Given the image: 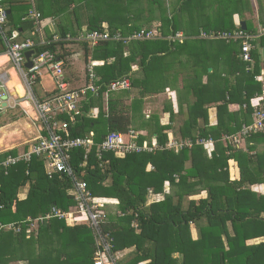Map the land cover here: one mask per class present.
I'll return each instance as SVG.
<instances>
[{"label": "trees", "instance_id": "obj_1", "mask_svg": "<svg viewBox=\"0 0 264 264\" xmlns=\"http://www.w3.org/2000/svg\"><path fill=\"white\" fill-rule=\"evenodd\" d=\"M85 1L9 0L7 12L8 22L16 21L15 10L22 5L25 12L31 9L39 13L38 19L32 18L31 10L27 14L28 18L31 16L27 29H34L35 35L21 37L44 39L47 43L39 45V52L52 50L69 63L74 49L63 52L62 48L79 45L86 61L97 62L95 71L100 83L131 78V87L139 90V97L131 99L130 89L112 92L108 99L104 94L89 95L83 103L88 114L69 127L72 137L90 136L94 132L93 138L99 143L108 133H126L136 128V119L145 118L138 113L144 96L166 91V87L149 85L154 82L151 78L159 76L164 80L168 76L164 74L166 66L173 62L170 56L179 48L187 47L188 42L180 46L161 38L129 42L103 40L91 45L86 41L63 40L68 35L75 37L84 32L80 12ZM106 2L108 10L111 5L124 7L112 13L118 21L109 20L111 34L120 28L122 34L131 32L133 27L124 22L126 0ZM57 17L60 21L56 24L51 21L50 29L45 20ZM68 17H71L69 21ZM8 22L4 26L11 36L18 29H11ZM86 22L88 31L104 30V18L90 17ZM164 26L162 32L166 36ZM246 26V29L242 26L235 29L233 25L231 28L258 34L256 26L249 23ZM55 34L61 38L57 39ZM263 40L264 36L250 40L255 45L252 62H244L239 53L231 57L228 63L234 71L227 72L237 76L224 90L211 88L201 81L184 86L196 98L193 103L189 99L188 110L182 108L180 113L184 116L176 117L170 110L171 120H183L180 128L176 129L175 121L167 126L156 124L155 141L159 148L155 151L126 155L104 152L102 158L98 157L97 147L89 152L86 148L72 151L70 162L76 176L87 181L94 196L100 201L102 198L118 200L117 214L112 212L106 218L101 231L112 254H121L119 264L147 260L145 264H264V192L254 188L264 184V128L243 134L240 144L224 140L225 135H238L244 125H251L255 120L253 100L264 95L259 53ZM1 50L6 51V44L0 33ZM137 57H141V76H134L132 72L131 63ZM216 66L215 63L203 65V71L208 73L209 67ZM210 74L214 75L215 70ZM193 75L197 80L200 77L198 70ZM193 77L191 81L195 80ZM179 96L182 107L186 97ZM232 103H239V110H231ZM210 107L216 109L214 120L210 117ZM258 108H264V99ZM91 109L96 112L94 116L89 115ZM139 135L138 142L143 143L147 136ZM171 138L184 146L169 147ZM188 142L193 146L188 147ZM28 148L29 144L23 150ZM19 151L13 147L1 152L0 161L11 154L18 156ZM166 184L171 190H165ZM73 187L72 178L60 172L50 175L46 160L35 155L30 161L21 160L9 167L0 165V264H94L102 245L86 220L71 225L65 217L44 218L53 208L70 211L74 205ZM24 188L27 192L22 197ZM149 193H164V198L148 204ZM29 218L37 221L36 225L31 227ZM133 221L139 230L134 228ZM8 224L14 227L6 228ZM19 227V231L15 230ZM134 246L136 249L127 258L125 253H120Z\"/></svg>", "mask_w": 264, "mask_h": 264}, {"label": "crops", "instance_id": "obj_2", "mask_svg": "<svg viewBox=\"0 0 264 264\" xmlns=\"http://www.w3.org/2000/svg\"><path fill=\"white\" fill-rule=\"evenodd\" d=\"M225 3L230 9L229 11L225 10ZM107 5L108 4L106 0H86L84 6L81 8L82 11L80 12V17L83 16L82 29L87 30L86 21L88 20V18L94 17L101 19L104 18L103 27L108 28L110 30L109 20L118 21V19L114 15H112V13H115L117 11L120 12V10H122L124 7H121V5H111L110 10H108L106 9ZM125 5H127V7L124 14H126L127 17L124 18V22H128L129 27H133L131 28L133 29L131 32H124L127 34L123 33L125 36H129L135 31L147 28L152 30L156 29L162 33V36L156 39H167L170 42H173L174 44H180V46L185 44V42H188V45L186 44L187 47L179 48L175 51V55L172 54L170 56L173 62L169 67L166 66L164 74L168 76L165 77L164 80H161L159 76L154 77V79L151 78V80H154V82L149 85H152L153 87L163 88V85H160V83L163 84L164 82H167V85L165 86L166 91L146 94L143 98V106L141 109L138 110V113L142 114L145 118L139 117L138 119H136L138 121L135 122V124L137 125H134L136 126V128H132L138 131L139 133H142L144 136H147L145 140L148 142L156 140L157 133L155 132V130L157 123L163 126H167L170 122L173 125V122L175 120L170 119L171 109L176 114V117L178 114L184 116L185 114L183 115L182 113H180L182 112V108L185 111L188 110V105L190 104L188 102L189 99L192 103L194 102L196 98L195 94L191 96L188 91L185 90L184 86H190L191 84H195L201 81V83H208L209 86H212L211 88L217 87L218 89L224 90L225 86H228L235 81L234 78L237 75H231L227 72L234 71V67H232L231 63L228 62L231 61V57L233 55L238 53L240 55L242 50H240V48L234 50V48L231 47L232 43L227 40H224L223 38L215 36L216 33L232 32L234 28L236 29L237 27L241 26V22L243 21L246 23V25L247 23H249L252 24V26H256L258 32H260L261 28L264 26V0H126ZM3 6L6 10H8V8L10 7L9 0H6L5 3H3ZM23 7L24 5L20 6V8H17L15 10V16H18V20L11 21L10 19V22H8V26L11 29L17 28L20 31L21 37L30 35L34 36V29H27L30 24V22L28 21L31 20V16H29L30 18H28L27 14L30 13L31 9H29L27 13L24 11ZM64 15L66 16L67 13H65ZM213 15H215L216 17L215 20L214 18L211 19V16ZM70 18L71 17H68V21L70 20ZM173 18H175V20ZM51 21L52 23L56 24V22L60 21V19L59 17H57L53 18L52 20H45V24L48 25L50 29L52 26ZM168 21L171 22L167 23ZM73 22H76L74 18ZM163 25H165L164 30H166V32L168 33V35L166 36L163 35L162 32ZM232 25L234 26V28H231ZM24 27H26V30L23 29ZM175 27H177V32H175L174 34L173 29L176 30ZM55 28L58 31V27L55 26ZM119 31H121V28L119 29ZM178 33L183 36L181 39H177L175 41L170 39L172 35H176ZM261 39L258 40V44L260 43ZM238 42L241 43V41ZM233 45L237 46V44ZM218 46H222V49L219 51L217 50ZM72 47H74L75 49L72 51L73 53L69 56V60H71L73 68H79L80 63H87L88 61H86V59L84 58V50H82L79 45H74ZM259 53L261 55V73L264 74V45L259 48ZM209 54H212V56H208ZM189 57H191V59L193 60H189ZM0 60V89L2 88V90L5 91L6 89L12 88L20 96H24L25 89L24 94H21L20 92H18L16 87H12L11 85L13 81V73H15L18 81L19 78L16 70L13 68L9 54L6 51L1 50ZM221 60L224 62V64L221 63ZM140 63L141 57H137V59L131 63L133 69L132 72L134 73V76H141L142 74ZM209 63H215L217 66L209 67L208 73L204 72L203 65H208ZM67 64L68 63H66V67ZM230 67L231 69H229ZM196 70H198L200 74L198 80L193 75ZM214 70V77L218 78V82L216 83L213 80L214 77H211L213 75L210 74L213 73ZM170 75L173 77L169 79ZM80 77L82 76L80 75ZM191 77H193L195 80L191 81ZM257 78L259 79V74ZM43 80L40 83L44 88ZM82 81L83 79H80L79 83L82 84ZM1 84L4 86L1 87ZM47 90H49V88H47ZM130 90H132L131 99L140 96L139 90L137 88L131 87ZM8 91L9 95L5 93L8 96V99H13V95H11L10 90ZM179 95H181L182 97H186L185 99H183L182 107L179 104L181 101ZM258 96L259 97L253 100V103H260L261 100L264 99V95ZM131 99L128 100V103L131 102ZM18 101H20V104L18 106L22 107L25 113L22 112V114L20 115L16 114L15 111L10 113L12 114L13 118L12 123L17 122L14 125L20 123L19 125L23 126L22 129L17 126L15 128L16 130L18 129L16 133H19L18 141L20 142H17V145L11 146L6 149L1 148V150H9L13 147H20V145H24L25 147L26 145H28L29 141H31L35 136L38 135L39 123L35 121L34 116H32L31 105L29 104L30 102H27L22 98H19ZM8 104H10V106L8 107H15L11 101ZM229 107L231 110H239L240 104L232 103ZM215 110V107H210L209 109L211 120H214L215 118ZM87 114L88 113L85 112L84 115ZM157 115H159V118H156ZM80 117L82 118V116ZM156 119H158L159 121L157 122ZM153 123H155V125ZM174 123L176 129H178L183 123V120L176 119ZM137 126L139 128H137ZM33 127L36 128V131L33 129ZM24 131H27L28 136H30V140H28V142H26V139L23 140L22 138V133ZM11 133L13 134L14 132L12 131ZM174 134L176 133L174 132ZM0 147H2V144ZM254 188L257 191L260 190V192H264V184L254 186ZM168 189L171 190L169 184H166L165 190L168 191ZM163 198L164 193H149L148 204L158 203ZM101 200L102 206L106 213L107 210L108 212H117V199L102 198ZM104 201L107 204H105ZM116 212L115 215L117 214ZM110 215L109 213H107L106 218H109ZM133 223L134 228L136 230H139V227L137 226L138 224L135 221H133L132 224ZM194 236L197 237L196 233H194ZM251 241L254 242L253 240ZM249 243L251 242L249 241ZM135 249L136 247L134 246L126 250L120 251V253H125V255H127V258L128 254L134 252ZM148 261L149 260L141 261L139 264H145Z\"/></svg>", "mask_w": 264, "mask_h": 264}, {"label": "built area", "instance_id": "obj_3", "mask_svg": "<svg viewBox=\"0 0 264 264\" xmlns=\"http://www.w3.org/2000/svg\"><path fill=\"white\" fill-rule=\"evenodd\" d=\"M4 1L0 0V33L6 44V52L9 54L13 68L16 70L19 81L25 89L24 96L20 97L27 102L32 101L31 104L35 114L34 119L39 123V126L38 135L28 143V150H22L18 156L9 155L4 161H0V165L9 167L21 160L30 161L31 157L35 155L46 160L50 175L55 172H60L72 178L74 187L71 193L73 195L74 205L70 207V211L65 212L58 208H53L52 212L47 213L44 218L65 217L67 221L71 218V225L80 223L81 220H86L94 229L98 243L102 245L98 251V255L95 257L94 264H119L118 260L121 259V254H117V256L112 254L110 244L106 241L101 231V224L106 220L107 213L102 208V201L97 199L90 190L87 181L79 179L76 176L75 169L70 162L72 151L79 148H86L89 152L94 147H97L98 157L102 158L104 152H113L118 155H126L134 152H153L159 148V144L156 141L148 142L145 139L143 143H139V132L134 129H130L126 133L113 131L108 133L99 143L93 138L94 132H91L90 136L72 137L69 133V127L78 121L80 116L85 114L83 103L89 99V95L98 96L99 94H104L108 99L112 92L131 89V81L128 77H125L122 80H114L108 84L100 83L99 76L95 71L97 62L91 59L86 64L81 75L83 79L82 84L75 85L65 72L66 61L64 58L59 57L52 50H44L41 52L37 50L40 44L47 43L44 39L38 40L33 37L21 38L19 30H14L11 36L7 34L4 25L8 22V12L3 6ZM31 15L35 19L39 17V13L34 10H31ZM39 31L40 35H42V29H39ZM55 36L57 39L61 38L58 34H55ZM160 36H162V33L156 29L144 28L135 31L129 36H125L120 31L112 35L108 28H104V30H84L83 33L75 37L68 35L62 39L74 42L86 41L91 45H96L103 40H122L129 42L131 40L156 39ZM215 36L227 41H238L242 39L240 57L244 62L250 63L253 61L252 50L255 48V45L250 40L264 36V26L257 35L246 34L244 31L237 29L232 32H217ZM182 37L178 33L172 35L170 39L175 41ZM29 51H33L29 58L32 62L31 67L26 66V63L29 61L26 53ZM45 74L51 75L55 88L50 90L47 96L45 95L49 90L44 96H40L35 90V86ZM3 86L1 84V87ZM1 89L0 114L10 106L8 103L11 101L8 97L7 99L4 98L5 91H1ZM19 104L20 102L17 101L13 103L14 106H18ZM258 104L259 102L253 103V107H255V120L253 124L244 125L238 135H225L224 140L229 139L234 144H240L243 134L264 128V108H258ZM94 114L93 109H91L90 115L94 116ZM200 142L203 143L205 140H200ZM187 144L188 147L193 146L192 142H188ZM168 146L181 149L184 144L171 139ZM4 151L6 150H0V153ZM29 221L31 227L36 225L37 221L32 218H29ZM13 227L14 224H8L6 226V228ZM15 230L19 231L20 227L15 228Z\"/></svg>", "mask_w": 264, "mask_h": 264}, {"label": "rangeland", "instance_id": "obj_4", "mask_svg": "<svg viewBox=\"0 0 264 264\" xmlns=\"http://www.w3.org/2000/svg\"><path fill=\"white\" fill-rule=\"evenodd\" d=\"M224 6L226 8L225 10H227V11L230 10L226 3L224 4ZM212 18H214V20H215L216 19L215 15L211 16V19ZM14 19L18 20V16H14ZM227 22H228V20H227ZM230 42L232 43V45H231L232 48H234L235 50L237 48L239 49L238 44L241 45L240 42L234 41V40H231ZM233 44H237V46L233 45ZM73 49H75V48L74 47H71L69 49H66V48L63 49L62 48V51L64 52V51L73 50ZM221 49H222V46H218L217 50L219 51ZM208 56H212V54H209ZM189 60H193V59H191V57H189ZM221 63L224 64V62L222 60H221ZM86 64L87 63H84V62L80 63V67L79 68H73L71 60L67 64L65 72L67 73V76L69 77L71 82H73L75 85L81 84V83H79V80L82 79L80 77V75L83 74V71H84V68H85ZM211 77L213 78L214 75L211 76ZM42 80H43L44 88L41 85V83H38L35 86V90L38 92L39 95L44 96L45 93L47 92V88H49V91L45 95V96H47L49 94L50 90H53V88H55V84H54V81H53V79H52L50 74H45L43 76V78L41 79V81ZM213 80H214L215 83L218 82V78L217 77H214ZM162 85H163V88H164L167 85V82H164ZM163 88H159V89H163ZM8 90H10L11 95H13L12 96L13 99H11V102L12 103H14V101L20 102V101H18V99L21 98L20 95L18 93H16L12 88L6 89L5 90L6 94L9 93ZM1 91H3V90L1 89ZM162 92H164V91H162ZM31 103H32V101L30 100V104ZM31 106H32V104H31ZM24 108H25V106H24ZM13 111H15L16 114H19V115L22 114V112H24L22 107L15 106L13 108L12 107H7L5 112L0 114V138L2 137L1 140H0L1 141L0 145L2 144V147H0V150H1V148L6 149V148H9L11 146H15V145H17L16 144L17 142H20V141H18L19 133H16L18 129L16 130L15 128L17 126V127L22 129L23 126L19 125L20 123H18L17 125H14L17 122L12 123V119L13 118H12V114L10 112H13ZM31 112H32V116H35L34 111L32 110ZM25 116H26V114H25ZM33 129L36 131L35 127H33ZM12 131L14 132L13 134L11 133ZM22 134H23L22 135L23 136L22 137L23 140L26 139V142H28V140H30V138H29L30 136H28L27 131H24ZM24 136H27V137H24ZM17 148L20 150L19 152H21L24 149V145H20V147H17ZM25 191L27 192V188H24L23 191L21 192L22 195H23L22 197H25V195H24ZM105 204H107V203H105ZM107 213H109V215H110L112 212H108V210H107ZM68 222L70 224H72L71 218L68 219Z\"/></svg>", "mask_w": 264, "mask_h": 264}, {"label": "bare ground", "instance_id": "obj_5", "mask_svg": "<svg viewBox=\"0 0 264 264\" xmlns=\"http://www.w3.org/2000/svg\"><path fill=\"white\" fill-rule=\"evenodd\" d=\"M1 61V60H0ZM12 87H16V89L18 90V92H20L21 94H24V88L21 85V83L18 81L15 73H13V81L11 83ZM48 91V90H47ZM23 96V95H21ZM89 98V97H88ZM87 102V101H86ZM96 113V112H95ZM90 115V114H89ZM155 125V123H153ZM1 143V141H0ZM1 146V145H0ZM107 156V155H106ZM72 161V160H71Z\"/></svg>", "mask_w": 264, "mask_h": 264}, {"label": "water", "instance_id": "obj_6", "mask_svg": "<svg viewBox=\"0 0 264 264\" xmlns=\"http://www.w3.org/2000/svg\"><path fill=\"white\" fill-rule=\"evenodd\" d=\"M241 26L243 27V29H246V28H247L246 23H245L244 21L241 22ZM32 53H33V51H29V52L26 53V56H27L28 59L30 58V56H31ZM26 66H27V67H31V66H32V62H31L30 59H29V61L26 63ZM4 98L7 99V95H6V94H4ZM5 103H7V102H5Z\"/></svg>", "mask_w": 264, "mask_h": 264}, {"label": "clouds", "instance_id": "obj_7", "mask_svg": "<svg viewBox=\"0 0 264 264\" xmlns=\"http://www.w3.org/2000/svg\"><path fill=\"white\" fill-rule=\"evenodd\" d=\"M6 1V0H5ZM5 1H4V3H5ZM8 20H9V18H8ZM40 83V82H39ZM38 93V92H37ZM39 95V94H38ZM41 96V95H40ZM8 97V96H7ZM31 110H34L33 108H32V106H31Z\"/></svg>", "mask_w": 264, "mask_h": 264}]
</instances>
